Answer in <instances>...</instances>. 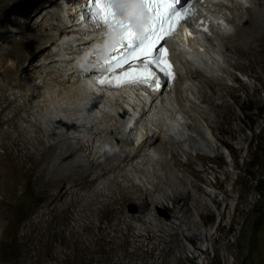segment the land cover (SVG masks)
Here are the masks:
<instances>
[{"label":"bare ground","instance_id":"6f19581e","mask_svg":"<svg viewBox=\"0 0 264 264\" xmlns=\"http://www.w3.org/2000/svg\"><path fill=\"white\" fill-rule=\"evenodd\" d=\"M2 3L0 2V9ZM77 3L79 4L77 0H40L37 3V7L33 9L34 17L39 14L43 21L32 19L29 25L34 26V33L41 36L44 41L57 43L58 52L52 50L44 52L47 56L42 61L38 58L40 65L38 68L34 66L27 70L29 64L25 63L23 69L16 73V77H8L7 81L11 82L10 84L4 79L8 75L7 69L4 68L2 71L1 65L4 56L10 51V48H7L11 45L0 47V101H3L0 106V123H6V127L0 129V197H2L0 219L8 217L11 211L12 201L4 196L6 190L10 188L15 190L17 183L37 169V179L47 175V181L53 184V188H59L55 196L63 198L65 194L70 197V201L63 198L59 204H48L20 226V230L28 232L33 241L35 239L39 241L41 237L53 238L67 228L66 216L69 212L67 215L58 214V210L66 208L71 210V205L75 206L78 208L76 220L82 223L88 218L90 222L92 221L90 217L93 216H97L100 220L103 218L101 215L103 208H94V204L100 202L103 206L109 202H120L117 211L119 213L118 215L115 213L117 217H114L116 222L108 223L107 226L121 230V242L115 241L116 244L124 246L127 242L132 243L131 250L124 248L123 255L128 259L124 260L123 264H171V260L185 261L183 252L186 246L179 236L180 232L190 238L192 242L190 247L193 251L197 254L205 253L202 251L203 247L193 241V236L204 232L203 230L199 232L193 226L198 224L193 207L207 206L208 201L203 199L202 193L207 197L211 196L208 193L210 189H207L200 180H209L207 171L218 169L216 165L209 166L205 162L208 157L207 152H219L220 143L226 147L230 146L234 162L229 164L227 159L218 158L217 165L220 166L225 162L231 167L237 165V149L224 134L225 132L233 134V131L232 128L226 127L223 121L231 123L232 118L238 117L235 109L225 100V93H233L235 89L226 79L237 77L231 66L248 74V64L253 63L255 58L249 56L248 61L244 62L241 59L242 53L264 52V0H221L217 11L224 14L231 12V17L226 20V25L223 27L225 33L219 34L214 42L197 38L186 43L185 46L179 43L178 46L173 45V53L179 64V71H175L177 78L165 81L160 90L152 92L145 90L147 95L142 91L135 95L131 87L107 92L91 84L86 74L88 70L96 73L98 67L101 69L104 66L102 61L115 57L124 47L116 46L114 51L115 38L110 40L106 38L105 27H90V24L73 22L70 14L73 13L72 7ZM205 9L211 10L210 5H206ZM67 14L69 21L65 18ZM201 17L203 24L210 23L206 15ZM54 30L58 31L60 36ZM63 35L71 37V40L62 38ZM19 40L20 38L14 40V45L17 46ZM209 44L213 46L209 47ZM45 48L48 50V46ZM14 63L11 61V65ZM68 69H71L69 70L71 73L67 75L65 71L67 72ZM76 71L80 74L79 78L74 77ZM70 78L74 81L76 78L77 88L88 99L92 98L91 92L102 94L109 101L114 99V102L106 103L107 108L112 109V113L101 114V116L105 115L107 122L96 124L88 121L83 128V121L77 117L70 116L77 121H68L67 117L63 116V118L61 115L58 121L63 118L61 123L64 125L66 123L64 129L48 114L52 106H56L57 109L58 103L62 104L65 100H70L71 104L73 101L75 103L78 96L73 94L74 81ZM158 95L161 96L160 102L164 101L171 113L175 106L182 116L180 119H171L165 126L166 129L157 126L160 130L159 134H145L144 140L143 134L137 140L138 131L132 129L131 123L146 115L151 105L153 109H157ZM178 95L182 98L181 102ZM149 96L151 101L148 100ZM215 96L224 104V109L221 110L211 104ZM118 97H121V102L118 101ZM200 102L208 103L211 107L201 105ZM129 105L135 109L129 111ZM76 107L80 109L79 106ZM58 108L63 107L59 105ZM181 126L186 130L185 132L169 135V130L177 131ZM207 129L211 130L213 138L206 136ZM56 135L60 143L56 141ZM9 137L10 144L7 142ZM69 137L73 138L75 143L68 140ZM244 138L245 136L240 140ZM11 145L15 147L16 153L25 151L26 160L31 161L29 166H26V162L15 159ZM31 148L41 149L43 154L38 157L33 154ZM191 148L195 149L194 152L202 160L196 167H193L196 160L191 154ZM150 151L157 153L156 160L151 157ZM182 152L185 153V158L181 157ZM92 170L95 172L86 179L87 172ZM134 171L140 173V180L133 177ZM224 172L227 173L226 169ZM191 174L193 176H190ZM100 176L102 179L93 186ZM211 185L213 188L218 186L222 188L223 180H214V184ZM148 186L159 194L153 196ZM82 188H85V191ZM223 193L226 197L231 196V192L227 189H224ZM219 198L214 192L211 202L215 206L219 205ZM130 199L138 201V211H130L123 207L124 202ZM222 199L226 208L228 202L225 196ZM169 201L172 203L171 209H169ZM159 205L168 208L174 218L170 221L165 219ZM224 212V209H220V216H223ZM200 214L201 212L199 216ZM201 221L204 224L206 220L201 218ZM121 222L125 223L126 229L120 228ZM68 227L73 234L78 232L75 226ZM98 227L101 231L98 234H102L100 236L103 237L107 227L100 224ZM127 235H131L132 239L129 240ZM100 236L97 235V240L91 239L96 243L101 239ZM60 245L62 246L61 243ZM176 246L181 253L179 255L173 253ZM59 250L66 252L62 247ZM65 254L59 258V264H79L78 262L81 261L77 255L70 256L67 252ZM147 257H150V260ZM197 257L194 256L192 260H196ZM137 258L141 260L138 262ZM198 262L201 263V260ZM27 263L38 264V261L31 259L29 262L27 260Z\"/></svg>","mask_w":264,"mask_h":264},{"label":"rangeland","instance_id":"374dc122","mask_svg":"<svg viewBox=\"0 0 264 264\" xmlns=\"http://www.w3.org/2000/svg\"><path fill=\"white\" fill-rule=\"evenodd\" d=\"M12 1L14 0H0V2H3L0 9V47L1 45L12 46L14 45V40L20 38L17 46L14 45L13 49H11V46L7 48H10V51L4 56L5 59L1 65L2 71H4V68L7 69L8 75L4 79L9 84L11 82L7 81L8 77H16V73L23 69L22 66L25 63L29 64L27 70L32 69L34 66H37L36 68H38L40 66L38 64V58L42 61L44 60L43 58L47 56L44 55V52L50 50L58 52L57 43L44 41L41 36L34 33V26L29 25V21L32 19H37L38 22L43 21L42 17L39 14L34 17V11H32L33 13L31 12L32 14L30 13L26 16L12 14L7 8L8 4ZM39 2L40 0H35L36 7ZM54 32L60 36V34L57 33L58 31L54 30ZM62 38L71 40V37L65 35H63ZM46 46H48V50L45 48ZM249 56H252V58L254 57L255 60L253 63L248 64V74L237 67L231 66L237 77L226 79L235 89L233 93H225V100L235 109L238 117L232 118L231 123L230 121H223V124L226 127L232 128L233 131V134L231 132H225L224 134L226 138L230 140L231 145L237 149V165L231 167L226 164V162L220 166L217 165L218 158L220 160L227 159V163L229 164L234 162V157L230 150L231 147L228 145L230 151L229 154H231V156H229L227 151L223 148L225 145L222 143L219 144V152H207L206 154L208 157L205 162L209 166L216 165L218 169L207 171V177L209 180H200L207 189L212 190V192L208 190V193L211 195L208 197L205 193H202L203 199L208 201L207 206L193 207L194 215L198 220V224L193 226L197 228L199 232L201 230L204 231L199 235L193 236V241L199 243L203 247L202 251L205 253L197 254L193 251L186 240L190 238H187L183 232H180L179 236L186 246L185 252H183V256H185L183 259H185V261L176 262L171 260V264H264V61H261V59L264 60V52L256 54L251 51L242 53L241 59L244 62H247ZM11 61L15 62L14 65H11ZM69 70L71 69H68L67 72L65 71V74H70L71 71ZM70 80H73V78H70ZM75 81L72 87L74 90L73 94L78 96L75 103L73 101L71 104L70 100H65L62 104L58 103L57 105V109H60L58 108L59 105L63 107L62 109L57 110L56 106H52L54 110L52 108L49 109L51 112H48V114L55 118L56 122H59L58 125H61L64 129H66V123L65 125L61 123L64 117H67L68 121H77L76 118H73L77 117V119L83 121V128L88 121H92L96 124L100 122V124H103L105 121L107 122L108 119L105 118V115L101 116L102 113L97 111L99 109H94L98 103L88 99L87 96L84 97L83 94L80 93L81 90L77 88L78 84L75 83ZM216 86L220 85L216 84ZM183 93H185V91ZM178 97L181 102L182 98L179 95ZM77 100H80L79 105H76L78 102ZM212 102L211 104L215 107L221 110L224 109V104L220 103L219 98L216 96ZM66 103L67 105H64ZM2 104L3 101H0V106ZM199 104L209 105L205 102H200ZM219 105H222V107ZM76 106H79L80 109H77ZM209 107L211 106L209 105ZM90 108L93 109V113L95 114L91 113L89 110ZM63 111L65 112L63 113ZM59 116H64L61 121H58ZM70 116L73 117L70 118ZM5 127L6 123H0V129ZM140 127H142V124H140ZM78 128H80V126ZM133 128L134 127H132V129ZM239 128H241V130H239ZM137 131L138 134L136 137H138L140 129L138 128ZM207 131L208 130H206V135ZM10 132L12 133V131ZM243 136H245V138L240 140ZM55 139L58 143L61 142L57 135L55 136ZM68 140L75 143L71 137H69ZM7 142L9 144L11 143L10 137ZM134 143L136 142L134 141ZM11 150L17 161L22 160L26 162V166H29L31 161L30 159L26 160V155L24 154L25 151L21 150L19 153H16L15 147L12 145ZM31 150H33V154L38 157L43 154L41 149L36 150L31 148ZM194 150L195 149L191 150V154L196 160L193 163V167H196L202 162V160ZM150 155L156 160L157 153H155V151H150ZM181 157H186L184 152H182ZM229 157H231V159ZM225 169L227 173L224 172ZM36 171L37 169L29 174L27 178H23L21 182L17 183L15 190L12 188L7 189L4 194L6 199L12 201V203L8 217L0 219V264H28L27 260L29 262L31 259H37L38 264H59V258L65 256L66 252L70 256L77 255L81 260L78 262L79 264H123L124 260L128 259L127 256L125 257L123 255L125 252L124 248L127 247L126 249L131 250L132 243L127 242V245L124 246L116 244V242H121V230H116L113 226H107L116 222V218L114 217H117L119 213L117 211L121 205L120 202H109L107 205L103 206L100 202H97L94 204V208H103L101 209V215L104 219L101 218L100 220L97 216H93L90 217L92 220L90 222L88 218L82 223L76 220L78 217V208L75 206L71 205V210L69 208L58 210V214L67 215V212H69V215L66 216V222L68 226H75L78 229L76 234H73L69 230V227L66 226L67 228H65L61 234L56 235L53 238L41 237L39 238V241H37V239L33 241L28 232L20 230V226L23 225L29 217L35 215L36 212L45 208L48 204H59L63 198L66 201H70V197L65 194H63V198L56 197L55 194L59 192V188H53V184L47 181V175L43 176L41 179H37ZM94 172L95 170L87 172V178H83L89 179V176ZM190 176L193 175L191 174ZM133 177L140 180V173L134 171ZM255 177L263 179L259 188L256 185ZM101 179L102 177L100 176L93 186L97 185ZM214 180H223V187L221 188L218 186L213 188L211 184H214ZM224 189L229 190L231 196L226 197V194L223 193ZM82 190L85 191V188H82ZM148 190L153 196L159 194L158 191L151 189L149 186ZM213 190L220 197L219 205L216 204L217 207L211 202L212 193H214ZM9 196L11 197L9 198ZM224 196L228 202L226 208L224 207L225 203L222 199ZM123 207L130 211L139 210L138 201H134V199L126 200ZM159 208L165 216V219L170 221L174 218L173 213H171L168 208L162 205H159ZM171 208H173L172 203L169 201V209ZM220 209H224L225 211L223 216H220ZM199 212H201V218L206 220L204 224L201 221ZM212 216V221H209ZM133 221L136 222L135 220ZM84 223L87 225V228L85 229L84 227H86V225ZM216 223L218 225L217 229H215ZM99 224L103 227H107V231L103 234V237L100 236L102 234H98L100 231L98 227ZM120 228L126 229L124 222L120 223ZM97 235L98 237L100 236L101 239L99 238L100 240L94 243L92 239L94 238L97 240ZM127 237L129 240L132 239L131 235H127ZM111 242H113V245ZM60 247L66 249V252L60 251ZM110 253L114 254L111 255ZM173 253H177V255L181 254L177 246L174 248ZM196 255L198 256L197 259L192 260ZM147 258L150 260V257ZM140 260V258H137L138 262ZM199 260H201V263L198 262Z\"/></svg>","mask_w":264,"mask_h":264},{"label":"snow or ice","instance_id":"6c2138e0","mask_svg":"<svg viewBox=\"0 0 264 264\" xmlns=\"http://www.w3.org/2000/svg\"><path fill=\"white\" fill-rule=\"evenodd\" d=\"M177 2L178 0H92L94 18L107 29L106 38L110 40L113 32L119 27L123 31L118 33L120 40L117 47L129 49L124 57H109L102 61L103 71L108 75L102 79L98 77L97 83H115L117 87L124 84H150L157 79L150 70L151 65H155L166 75H171V66L165 67L162 63L164 49L155 41L175 35L177 18L181 16L175 10ZM135 7L143 8L148 13L142 33L137 31L132 22V18H142V14L130 11ZM126 14L129 19H125ZM185 32L190 35L187 29ZM137 59L140 60V65L135 64ZM125 64L128 70L118 72L117 69Z\"/></svg>","mask_w":264,"mask_h":264},{"label":"water","instance_id":"95a60500","mask_svg":"<svg viewBox=\"0 0 264 264\" xmlns=\"http://www.w3.org/2000/svg\"><path fill=\"white\" fill-rule=\"evenodd\" d=\"M35 7V0H14L8 4V10L18 16L30 14Z\"/></svg>","mask_w":264,"mask_h":264},{"label":"trees","instance_id":"16d2710c","mask_svg":"<svg viewBox=\"0 0 264 264\" xmlns=\"http://www.w3.org/2000/svg\"><path fill=\"white\" fill-rule=\"evenodd\" d=\"M262 181H263L262 178L255 177V182H256V185L258 186V188H259L260 184L262 183ZM212 219H213V216L211 217V219L209 221H212Z\"/></svg>","mask_w":264,"mask_h":264},{"label":"clouds","instance_id":"9594fccd","mask_svg":"<svg viewBox=\"0 0 264 264\" xmlns=\"http://www.w3.org/2000/svg\"><path fill=\"white\" fill-rule=\"evenodd\" d=\"M138 140V139H137ZM215 229H217V223H216V225H215ZM187 243L189 244V245H191L192 246V242L188 239L187 240ZM192 248V247H191ZM193 249V248H192Z\"/></svg>","mask_w":264,"mask_h":264}]
</instances>
